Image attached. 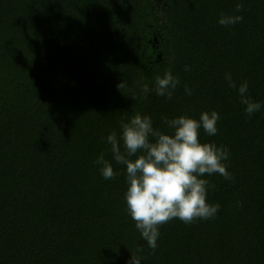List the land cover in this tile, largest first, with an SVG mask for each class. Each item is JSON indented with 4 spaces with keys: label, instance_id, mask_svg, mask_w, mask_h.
Segmentation results:
<instances>
[{
    "label": "trees",
    "instance_id": "trees-1",
    "mask_svg": "<svg viewBox=\"0 0 264 264\" xmlns=\"http://www.w3.org/2000/svg\"><path fill=\"white\" fill-rule=\"evenodd\" d=\"M165 71L171 99L154 91ZM244 81L264 105V0H0V264H264V107L245 113ZM212 110L200 139L230 150L233 179L205 174L217 215L160 225L153 250L106 137L137 113L170 131L162 116Z\"/></svg>",
    "mask_w": 264,
    "mask_h": 264
},
{
    "label": "clouds",
    "instance_id": "clouds-1",
    "mask_svg": "<svg viewBox=\"0 0 264 264\" xmlns=\"http://www.w3.org/2000/svg\"><path fill=\"white\" fill-rule=\"evenodd\" d=\"M241 9L242 5H237L238 13ZM242 20V15L221 14L217 22L228 27ZM225 79L232 88H237L231 73H226ZM179 83L171 71H165L155 78V94L171 99ZM123 86L122 82L118 84L120 89ZM248 88L244 81L237 91L245 113L251 116L264 105L247 95ZM185 93L192 94L187 85ZM161 119L170 131L154 127L151 116L137 113L121 123L119 136L113 131L106 137L112 159L126 170L124 199L127 210L141 237L153 250L158 247L160 225L172 219L191 223L198 218L207 220L217 215L220 206L207 200L208 190L213 186L204 178L205 174L233 179L226 163L230 150L200 139L201 129L207 136L217 134L220 115L216 110L203 111L198 118L184 114L172 118L162 116ZM96 164L105 180L120 174L103 152ZM130 264H141V260L132 256Z\"/></svg>",
    "mask_w": 264,
    "mask_h": 264
}]
</instances>
